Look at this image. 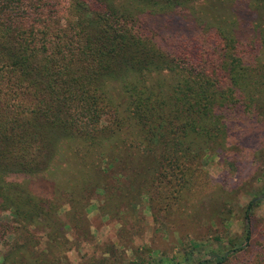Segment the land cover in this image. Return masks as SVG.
<instances>
[{"label":"trees","instance_id":"obj_1","mask_svg":"<svg viewBox=\"0 0 264 264\" xmlns=\"http://www.w3.org/2000/svg\"><path fill=\"white\" fill-rule=\"evenodd\" d=\"M194 1L0 0V245L12 232L1 220L14 193L6 178L43 171L59 140L83 141L101 170L114 164V138L149 149L158 168L198 161L193 133L236 101L243 65L234 30L185 20ZM153 75L167 88L146 82ZM114 83L123 108L105 96Z\"/></svg>","mask_w":264,"mask_h":264},{"label":"rangeland","instance_id":"obj_2","mask_svg":"<svg viewBox=\"0 0 264 264\" xmlns=\"http://www.w3.org/2000/svg\"><path fill=\"white\" fill-rule=\"evenodd\" d=\"M234 1L195 0L184 13L234 30L243 65L236 101L193 133L198 161L158 168L149 149L114 138V164L101 170L83 141L59 140L43 171L6 178L14 193L1 220L12 232L0 264H216L234 249L223 264H264V5ZM162 78L146 82L166 89ZM104 93L123 108L118 83Z\"/></svg>","mask_w":264,"mask_h":264}]
</instances>
